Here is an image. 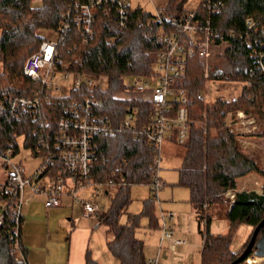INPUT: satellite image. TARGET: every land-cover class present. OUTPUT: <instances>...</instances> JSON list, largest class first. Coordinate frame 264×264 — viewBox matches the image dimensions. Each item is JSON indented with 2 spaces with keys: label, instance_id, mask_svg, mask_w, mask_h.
Returning a JSON list of instances; mask_svg holds the SVG:
<instances>
[{
  "label": "trees",
  "instance_id": "1",
  "mask_svg": "<svg viewBox=\"0 0 264 264\" xmlns=\"http://www.w3.org/2000/svg\"><path fill=\"white\" fill-rule=\"evenodd\" d=\"M33 1L0 0V102L6 96L33 92V82L23 73L24 63L44 40L39 32L58 29L62 13L76 0H42L38 7L32 5ZM187 2L169 0L160 11V19L136 6L124 27L117 25L112 11L107 13L100 8L96 32L86 41L74 26L65 39L59 40L61 55L65 59L82 58L79 71L93 77L105 76L108 82L106 89L99 85L93 90L83 87L81 95L95 93L102 98L103 113L117 121L122 119L127 105L132 103L118 96L126 86L125 79L131 75H147L151 71L156 52L162 46L163 33L174 30L170 19L185 15L189 11ZM247 17H253L264 26V0H225V7L215 21L220 29L234 31L237 35H229L219 42L212 64L199 56L190 57L186 73L177 81L187 91L191 119L178 183L189 188L190 203L199 225L206 219L208 230H200L203 236L201 264H230L241 254L231 248L237 227L243 223L256 227L264 219V182L262 194L238 191L232 205L225 198L227 190L237 188L239 177L255 171L264 178V168L257 155L244 151L239 141L241 133L226 124L229 112H254L260 126L249 135L264 137V76H252L248 71L251 59L245 41ZM211 80L244 82V86L234 99L218 97L206 102L200 95ZM75 95L73 92L54 96L44 104L43 113L52 125ZM34 128L30 112H23L20 120H15L0 110V153L8 147L17 150L21 136L26 147H34ZM102 144L103 149H107V160L97 164L94 176L96 180L113 183L116 188L110 197V205L100 216L111 237L107 242L108 249L120 264H152L145 256V244L137 237L136 228L142 216L148 218L150 228H160L155 201L152 196L148 197L143 201L141 212L128 211L132 186L151 183V149L144 137H135L129 132L104 138ZM209 209L229 220L227 232L209 231ZM124 215H127L126 222L122 221ZM263 232L264 226L257 239ZM0 264H18L10 253L7 234L0 237ZM85 264L99 262L87 252Z\"/></svg>",
  "mask_w": 264,
  "mask_h": 264
},
{
  "label": "built area",
  "instance_id": "2",
  "mask_svg": "<svg viewBox=\"0 0 264 264\" xmlns=\"http://www.w3.org/2000/svg\"><path fill=\"white\" fill-rule=\"evenodd\" d=\"M224 7L225 0H200L197 7L189 9L185 15L170 19L174 30L163 33L162 46L156 52L151 71L147 75L129 76L132 83L125 86L141 95L132 98L118 95L132 102L119 121L103 113L100 96L95 93L81 95L83 87L93 90L99 85L97 77L79 71L82 58L65 59L59 51V40L65 39L74 26L78 27L85 41L91 38L96 32L100 8L107 13L112 11L117 25L126 26L134 8L131 0H76L62 13L58 29L51 30L58 34L57 39L45 36L47 30L39 32L44 40L39 49L26 59L23 67L24 75L34 84L33 92L6 96L0 102V110L12 119L20 120L26 111L32 114L35 144L34 147H26L23 143V146L32 156L41 159L31 172H27L21 160L14 158L20 151V143L17 150L8 147L0 153L3 177L0 180V237L8 235L10 253L18 264H29L22 243V222L23 209L34 196H44L45 206L51 208L60 206L62 198L68 195L73 203L82 206L86 216H101L98 206L79 193L92 184L113 187V183L96 180L94 176L97 164L107 160V149H103L102 144L104 138L129 132L146 139L153 157L152 197L160 205L159 191L164 186L160 174L164 142L174 130L176 140L184 144L191 123L188 94L177 81L186 73L190 57L199 56L207 60L219 42L225 41L229 35H237L234 31L220 29L215 21ZM156 15L161 18L160 12ZM245 26V41L251 59L249 74L264 76V26H260L253 17L245 19ZM66 87L70 92L64 95L62 92ZM73 92L75 97L64 106L56 124L52 125L43 113L44 104L54 96ZM200 96L203 98L202 94ZM206 114L204 112V116ZM244 116L243 111L229 112L226 124L232 127ZM260 188L245 191L262 194ZM237 192L235 189L225 192L229 205L234 203ZM158 217L160 249L164 242L171 250L187 243L186 239L175 235L173 211L160 208ZM150 262L159 264L158 255ZM241 264H264V256L253 251Z\"/></svg>",
  "mask_w": 264,
  "mask_h": 264
},
{
  "label": "rangeland",
  "instance_id": "3",
  "mask_svg": "<svg viewBox=\"0 0 264 264\" xmlns=\"http://www.w3.org/2000/svg\"><path fill=\"white\" fill-rule=\"evenodd\" d=\"M153 0H131L132 4L137 5H145L146 3L150 2L152 3ZM200 0H188L186 3V7L189 9L197 7ZM42 4V0H34L32 5L35 7H38ZM44 35L47 36L51 40L57 39L58 34L55 31L47 30L44 32ZM217 49V46L213 48V51L211 52L210 58L206 60V62L212 64L216 58H215V51ZM97 83L103 88L106 89L108 86L107 78L105 76H100L96 78ZM132 79L130 77H127L125 79V85H131ZM244 82H237V81H229V80H211L208 81L205 88L202 90V96L205 99L206 102H211L217 99L218 97H223L225 99H234L238 97L243 89ZM70 92L69 87H66L62 94H68ZM119 96L124 98H132L133 96H140L141 93H136V91H131L128 88L124 87L123 90H121L118 93ZM242 111V110H241ZM237 113V112H236ZM235 119V118H234ZM236 120V119H235ZM260 121L259 118L256 116L254 112H250L248 114L245 113V116L242 120L236 121V123L233 124L232 129L236 133H241L239 135L243 138L253 136V139L243 140V138L239 139L241 147L244 151H252L254 152L259 160V164L261 167L264 168V137L260 135H249V133H253L254 131L259 130ZM171 134L175 137L176 133L174 130L171 131ZM176 139V138H175ZM20 143V151L15 155V159L21 160L23 165L26 167L27 172H31L34 169V166L38 165L40 162L39 157H34L30 154V152L23 146L22 138L19 139ZM185 152V146L182 143H179L177 141L174 142H168L167 145L163 146V152H162V161H161V170L160 174L162 176V180L164 182V186L160 189L159 194L162 201V208L164 210L173 211L175 214L177 212L173 209H169L165 207V204L167 202L172 201L171 200V190L174 189L175 191V197L174 200L178 203L182 204L183 207L187 206L190 207V193L189 188L186 186L180 185L178 183L179 181V172L178 168L180 167L182 163V159ZM260 175V174H259ZM261 179L260 185H262V188H260L259 185H254L251 187L254 188H260L263 190V182L264 178L260 175ZM2 171L0 169V180H2ZM247 189H250L248 187ZM259 189V190H260ZM116 191V188L109 185H99V184H92L89 185L84 190L80 191V196H82L84 199L89 200L93 203H95L98 208L100 209L101 214L106 211L108 206L110 205V197L113 195ZM154 192L152 191V188L148 184H138L135 186H132L131 189V197L132 201L129 205L128 211L132 213H138L142 211L143 208V200L144 198L148 196H152ZM156 205V213L159 214L160 212V205L158 202H155ZM46 209H49L46 207ZM25 207L23 209L24 213ZM66 208H61L60 211L57 212V214H52L50 219V227L54 229L55 224L59 225L62 221L67 222V217H74L76 225H86L90 224L92 227L100 229H104L103 223L100 220V218H84L82 215L81 206L79 204L73 205V212L67 214ZM209 215H210V224H209V231L210 232H227L230 226V222L227 218L220 217L216 214V211L214 209H209ZM46 218V217H45ZM122 221H127V215H124L122 217ZM173 224L178 225V218L177 215H175L173 219ZM202 229L204 231L208 230V227L206 225V219H203L202 222ZM65 226V224H62ZM60 226V225H59ZM58 226L57 230H60V227ZM228 226V227H227ZM255 227H252L249 224L243 223L240 224L234 234L233 241L231 244V248L233 251H238L239 254L242 253V251L245 248V243L249 239V235L252 233L253 229ZM65 230V227H64ZM108 232V228H106ZM67 234L63 236V240L68 242L69 233L70 231H66ZM136 235L141 239L144 240V244L148 246V249L152 252L153 256L156 257V254L159 249V240L161 236V232L159 228H150L148 226V218L146 216H142L140 219L139 226L136 228ZM159 237L157 244L150 243L149 241H153V238ZM261 236V235H260ZM157 241V240H156ZM154 241V242H156ZM105 242V241H104ZM149 242V243H148ZM92 246H94L93 242L91 243ZM166 242L163 244V248L167 247L165 245ZM99 247L97 250L100 252L103 251V249H100L103 247V240L100 243L98 242ZM106 245H104L105 247ZM108 249V247H107ZM170 249V248H169ZM109 250V249H108ZM109 253H111L109 251ZM112 259V263L108 264H120L119 260L113 256V254H109ZM153 257V258H154ZM114 261V262H113ZM175 264H180L178 262H175ZM193 264H200L198 258L196 259L195 263ZM241 264V263H240Z\"/></svg>",
  "mask_w": 264,
  "mask_h": 264
},
{
  "label": "crops",
  "instance_id": "4",
  "mask_svg": "<svg viewBox=\"0 0 264 264\" xmlns=\"http://www.w3.org/2000/svg\"><path fill=\"white\" fill-rule=\"evenodd\" d=\"M168 2L169 0H153L152 3L148 2L145 5L133 4V7L138 6L144 11L156 14L157 12L163 10L167 6ZM241 138L243 137L240 136L239 139ZM248 139H253V136L243 138V140ZM174 141L177 140L172 135L166 138L164 145H167L168 142ZM259 176V173L253 171L245 176L239 177L237 179V188H235V190L242 191L255 189L251 186L259 185V183H261ZM248 187H250V189H247ZM174 194L175 191L172 189L170 197L172 201L167 202L165 207L173 209L177 212L175 215H177L179 224H174L175 235L186 239L187 243L185 245L177 246L175 250L169 249L167 243L165 244L167 245L165 249L163 247L161 249L159 248L156 254V256L158 255L159 264H175V262L180 264H193L197 258L201 264L203 236L200 230L202 229L203 223L199 225L192 204L190 203V207H188V205L183 207L182 204L174 200ZM146 198H144V200ZM74 204L75 203H73L72 198L66 195L62 198V203L60 206L46 209L44 196L37 195L25 205L22 222V243L26 259L29 264H85L87 252H90L93 258L99 262V264L112 263L111 256L109 255L111 253H109V250L107 249V242L111 237L109 233H106V225L103 224L104 229L100 231V229L94 228L90 224L76 225L74 217L70 216L66 218L67 222L62 221L59 224L60 226L55 224L54 229L50 227V219L52 214H57L61 208H66V213L69 214L73 212ZM160 207L162 208V201L160 203ZM81 210L84 218L86 217L88 220L89 218H96L94 216H86L82 206ZM157 215L159 216V214ZM62 224H65V226ZM58 226L60 227V230H57ZM67 230H69L70 233L68 242H65L63 240V236L67 234ZM100 238L101 241L103 240V247L100 248L103 249L102 252L97 250L99 247L97 244L98 242L100 243ZM158 239L159 237L157 236V238H153V241L151 240L149 242L155 245L157 244ZM92 242L94 246H92ZM104 245L106 246L104 247ZM144 252L145 256L149 260L154 257L146 245L144 246Z\"/></svg>",
  "mask_w": 264,
  "mask_h": 264
},
{
  "label": "water",
  "instance_id": "5",
  "mask_svg": "<svg viewBox=\"0 0 264 264\" xmlns=\"http://www.w3.org/2000/svg\"><path fill=\"white\" fill-rule=\"evenodd\" d=\"M264 226V219L255 227L252 236L243 250V252L230 264H240L242 263L251 252L255 251L256 255L264 256V232L262 235L257 239L260 229Z\"/></svg>",
  "mask_w": 264,
  "mask_h": 264
}]
</instances>
